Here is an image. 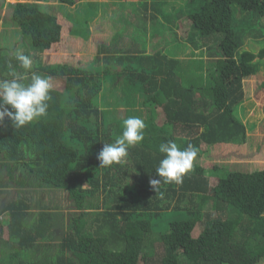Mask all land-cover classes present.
<instances>
[{
	"label": "trees",
	"instance_id": "1",
	"mask_svg": "<svg viewBox=\"0 0 264 264\" xmlns=\"http://www.w3.org/2000/svg\"><path fill=\"white\" fill-rule=\"evenodd\" d=\"M186 3V11L170 16L174 23L185 22L187 37L183 44L174 38L169 54H119L108 48L112 56L105 58L107 48L100 46L92 68L46 61L43 55L62 36L57 15L37 3L11 5L7 20L20 30L26 45L21 53L30 57L32 67L26 72L15 52L1 48L0 81L15 73L30 83L36 73L50 77L52 87L47 116L19 129L7 117L0 121V187L5 186L0 192L41 186L67 196L64 206L60 200L64 212L42 206L30 226L25 223L31 210L27 197L18 195L2 210L10 215V228L63 233L57 250L31 253L26 264H140L144 257L143 264L264 263V164L251 172L224 173L223 167L208 169L206 159H199L182 184L162 183L158 193L150 185V179H159L161 143L173 141L181 150L191 144L200 158L210 148L250 140L246 87L264 65V46L254 53L245 45L264 44V0L226 5L233 13L227 19H221L217 7L211 8L213 18L208 15L210 0ZM1 16L2 8L0 23ZM54 81L63 82L62 88ZM255 86L250 101L264 105V97L255 98L263 81ZM258 115L264 123V106ZM133 116L146 125L144 140L128 149L122 163L100 167L103 144L113 143L123 121ZM212 179L217 180L214 187ZM171 213L178 218L168 219L162 230ZM197 226L201 233L195 238ZM20 238L29 236L24 232ZM30 245L28 250L36 248Z\"/></svg>",
	"mask_w": 264,
	"mask_h": 264
},
{
	"label": "crops",
	"instance_id": "2",
	"mask_svg": "<svg viewBox=\"0 0 264 264\" xmlns=\"http://www.w3.org/2000/svg\"><path fill=\"white\" fill-rule=\"evenodd\" d=\"M76 1L77 3L73 5L62 3L59 0H2L0 8H2V12L10 15L11 5L16 3H37L47 6L57 15L58 21L62 26L60 42L53 45L52 49L47 53H50L53 49L55 50L60 45L61 53L66 51L69 53L67 56L70 57L76 55L81 66L85 68L87 60L97 56L100 46L107 48L101 55V57L105 58L112 56L111 53H107L108 48H111L112 52H119V54L122 50H130V53L142 52L152 55L161 50L167 55L168 50L173 46V39L175 38L179 42L182 40L181 31L185 26L182 20L174 23L170 14L175 11L177 13L186 11L187 0ZM2 17L6 19V15L3 16L2 14ZM184 36V38L187 37V32H185ZM88 47H90V50H87ZM7 52L13 54L15 48L10 46ZM47 53L43 55L45 60ZM178 55L179 57L183 56L182 52ZM249 102L251 101L247 100L246 103ZM249 112L251 113L252 109ZM250 113L249 115H252ZM249 136L251 139L250 134ZM250 144L251 142L248 139V143L241 146V150L247 148L253 153L254 150ZM229 147L235 150L234 145ZM228 155L233 156L227 161L230 164L250 165L249 162L251 160L256 162L257 158H245V154L242 152L241 156L238 157L236 152L233 151L229 152ZM1 159L0 177H3L4 172L2 170L4 167ZM243 161L247 162L243 163ZM4 187H0V190ZM38 191H41L42 195ZM20 194L24 198L27 197L28 201H32V203L30 201V216L25 222L27 226L32 225L38 219V216L34 215L40 212L42 206H50L52 208L50 212L60 211V192L57 193L54 189H46L41 186L24 187L21 185L5 188L3 192H0V264H26L29 263L26 259L31 256V253L32 255L38 252L40 254L43 249H45L43 252L55 251L52 245L47 246V244L53 240L54 234L59 232L60 229L51 233H46L45 230H32L29 234L30 227L26 230L9 227L11 224L10 215L1 212L9 202L15 200ZM35 206L36 208L33 209ZM24 232L29 236L26 241H22L20 238ZM31 240H33V245H36V248L28 250L29 247L27 246L30 245L28 242ZM33 245L30 246L32 247ZM24 249L28 250L26 255L23 254ZM52 254L54 255V253Z\"/></svg>",
	"mask_w": 264,
	"mask_h": 264
},
{
	"label": "clouds",
	"instance_id": "3",
	"mask_svg": "<svg viewBox=\"0 0 264 264\" xmlns=\"http://www.w3.org/2000/svg\"><path fill=\"white\" fill-rule=\"evenodd\" d=\"M20 66L27 72L31 70L32 60L20 52L16 53ZM10 80L0 81V121L5 117L12 121L15 128H22L34 120L47 116L51 100L50 77L32 73L30 83H24V76H16ZM146 125L139 117H129L123 121V131L113 143L103 144L97 159L100 167H110L122 163L128 155V149L144 140ZM159 152L164 154L155 169L159 179H150V185L160 192L159 186L164 184L183 183L184 176L193 168L197 158V150L191 144L181 150L173 141L161 143ZM163 195V193H160Z\"/></svg>",
	"mask_w": 264,
	"mask_h": 264
},
{
	"label": "rangeland",
	"instance_id": "4",
	"mask_svg": "<svg viewBox=\"0 0 264 264\" xmlns=\"http://www.w3.org/2000/svg\"><path fill=\"white\" fill-rule=\"evenodd\" d=\"M242 0H210V3H209V7L210 9L208 10V15L213 18V14L214 11L211 9L213 7H217L219 8V11L217 12L218 14L220 12H223L222 14H220L221 16V19H227V18H230L233 13L231 11L230 8H226L225 6H236L235 4L237 3H240ZM15 3V2H13ZM9 9V8H8ZM228 9L230 10L229 13H228ZM233 9V8H232ZM8 11V10H7ZM177 12V11H175ZM3 16L6 15V19L4 17L1 18V23H0V28H1V31H0V48H3L4 51H7L8 50V47H14L15 48V54L20 51V53L22 52V50L26 49V45L25 43L22 41V37H21V34H20V30L14 26V23L12 21H9L7 20L8 17L10 18V16L8 15V13L6 14V12H2ZM234 17L235 18H240V15L237 17V14L234 13ZM7 20V22H6ZM264 23V21H263ZM183 25L185 26V22H183ZM185 32H187V29L184 28L181 33L182 35L184 36L185 35ZM174 46L176 45L175 43L173 44ZM264 46V44L257 40V41H248L245 45V49L246 50H250L254 53H258L259 50ZM173 47V46H172ZM176 48H180V47H176ZM87 50H90V47H88ZM63 52V51H62ZM69 53L65 51V53H61L60 51V45H58L56 47V49L52 50L50 53H47L46 55V60L47 61H51L53 63H56L58 65H65V64H68V65H71V66H80L79 64H77L79 61L77 60V56H73V57H70V56H67ZM95 59V56H93L92 58L88 59L87 62L85 63L86 65V68H92V62L94 61ZM263 81V86H264V65L262 66L261 68V71L260 73L254 78V80H251L249 81V83H247V87H246V97L248 100L251 99V96L254 95V90L257 88V86H255L256 84H258V88L259 86H261V83ZM56 82V83H55ZM54 85L56 86V88L58 89H61L62 88V85H63V82L61 81H54L53 82ZM250 84V86H249ZM248 86H249V90H248ZM261 90L256 94L255 98L257 96L261 97L262 96V99L264 97V88H260ZM257 99V98H256ZM257 101H260V100H257ZM260 105V106H259ZM263 103L262 102H254V101H251L249 103H245V109H244V112H246V116L244 117V119H248V114H249V110L252 109V112L250 114H252V118L249 119V134L251 135V139H250V146L253 148V153H251L252 151L247 149V148H243L241 150V146H235L233 150V148H230V147H226V146H220L219 149L217 148H214V149H211L210 150H206L204 151V153H202V156H200L199 158V155H197V158L196 160L194 161V164H197L199 165V159L201 160H205V167L208 168V169H211L212 167H217V168H221L223 167L224 168V173L226 172H231L232 170H240V171H244V172H251L253 171V169H255L256 166L260 165L258 163H252L250 165H247V164H229L227 163L228 159L232 158L231 156L228 155L229 152L233 151V152H236V154L238 155V157L241 156V152L243 154H245V158L246 157H257L256 158V161L261 163V164H264V155H262L261 152H264V123L263 122H260V119H261V115H258L260 113V110L262 109L263 110ZM261 107V108H259ZM243 112V113H244ZM259 146V147H258ZM220 148L223 150V151H219V152H215V149L218 151L220 150ZM261 154V155H259ZM215 155L216 158L215 160L216 161H212V156ZM227 158V159H226ZM223 160V161H222ZM247 161H243V163H246ZM211 184L212 186L214 187L216 184H217V180L216 179H212L211 181ZM55 190V189H54ZM36 191V190H34ZM39 193H41L42 195V192L41 191H38ZM55 192H59L58 190H55ZM55 197H56V193H55ZM67 199V196L66 194L60 192V200H62V206H64L67 202L65 201ZM36 206L33 208L35 209ZM65 210H61V212H64ZM172 214V213H171ZM168 214L165 219L162 221V230L165 229V227L167 226V222H168V219H176L178 218V215L177 213H174V214ZM68 217V216H67ZM56 219L58 220L59 222V219H60V215L58 214V216H56ZM57 231V230H56ZM201 233V228L200 226H197V228L194 230L193 232V237L197 238V236ZM157 234H154V236H156ZM63 238V233L62 232H56L54 234V237H53V240H51L47 246H50L52 245L53 246V250H57V248L60 246L61 244V240ZM52 248V247H51ZM119 247L116 248V250H118ZM50 250V249H49ZM157 251L159 253H161L162 251V248L161 246L158 244L157 245ZM144 260H145V257L144 259H142L141 263L140 264H143L144 263ZM264 264V263H263Z\"/></svg>",
	"mask_w": 264,
	"mask_h": 264
}]
</instances>
